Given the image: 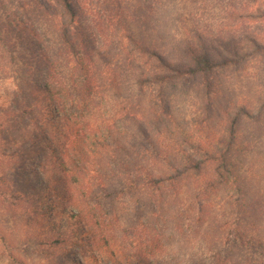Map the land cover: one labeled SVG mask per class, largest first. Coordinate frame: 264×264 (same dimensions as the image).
Wrapping results in <instances>:
<instances>
[{"label": "trees", "instance_id": "trees-1", "mask_svg": "<svg viewBox=\"0 0 264 264\" xmlns=\"http://www.w3.org/2000/svg\"><path fill=\"white\" fill-rule=\"evenodd\" d=\"M36 1L61 49L54 56L6 11V26L38 59L0 107V236L16 234L3 231L10 216L51 264H264V158L243 129L254 109L208 107L217 129L178 147L164 93L198 80L212 98L219 70L264 59V35L244 53L233 37L201 33L175 49L143 21L156 0H107L104 16L83 0ZM219 195L230 214L213 206ZM123 200L133 204L125 213Z\"/></svg>", "mask_w": 264, "mask_h": 264}, {"label": "rangeland", "instance_id": "rangeland-1", "mask_svg": "<svg viewBox=\"0 0 264 264\" xmlns=\"http://www.w3.org/2000/svg\"><path fill=\"white\" fill-rule=\"evenodd\" d=\"M125 1L136 2V0ZM83 2L91 16L98 13L104 16L107 13V0H83ZM149 8L150 12L144 15L143 21L161 32L158 35L149 30L148 33L154 41H159L158 37H160V42L173 45L175 49L181 42L192 41L196 33H201L211 39L221 37V39L233 40L234 38L232 44L244 53L252 48L250 44L252 37L264 35V17L261 18V14L264 13V0H156ZM6 11L11 12L18 21L24 19L34 29L41 42L51 49L54 56L61 49L52 16L45 12L36 0H0V107L2 109L6 108L19 84V79L25 75L24 64L35 67L38 59V55L32 56L8 29ZM242 13H258V17L249 20L241 17ZM90 15L86 23L92 25L97 19ZM247 57H244L238 65H230L218 71L217 86L210 99L204 94L198 80L165 85V101L169 106V112L182 130L180 138H173L174 145L182 147L183 139L200 140L199 138L205 137L209 130L217 129V120L215 117L210 119L208 107H216V110L221 111L226 108L231 109L233 106L246 105L254 109L255 119L245 120L244 132L252 140L251 149H257L255 151L257 157L264 158V59L256 56ZM178 59H183V56L180 55ZM40 70L36 79L44 76L42 68ZM257 118L260 120H256ZM258 167H262L264 173V159ZM212 204L216 209L222 210L218 211L220 214L223 211L225 214H230L225 207L223 195L213 197ZM122 206L125 213V210L131 209L133 204L123 200ZM13 223L10 216L2 217V225L6 226L3 231L16 234L10 237L12 241L0 236V264H51L46 249L42 250L28 237L19 239ZM5 235L9 238V235ZM251 256L256 257L257 254L252 253Z\"/></svg>", "mask_w": 264, "mask_h": 264}]
</instances>
